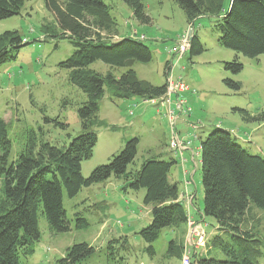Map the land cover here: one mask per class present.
I'll return each instance as SVG.
<instances>
[{"label":"rangeland","instance_id":"rangeland-1","mask_svg":"<svg viewBox=\"0 0 264 264\" xmlns=\"http://www.w3.org/2000/svg\"><path fill=\"white\" fill-rule=\"evenodd\" d=\"M104 1L117 24L115 38L145 39L143 42L152 51L148 63L133 66L137 77L154 85L165 82L166 92L160 99L116 100L109 97L105 88L98 118L109 126L92 127L96 143L92 156L81 163V173L88 176L95 167L106 164L127 139L137 137V153L128 168L139 169L145 159L159 153L165 159L173 158L169 180L173 178L178 185L188 219L175 230L163 228L151 243L155 254L150 256L145 251L148 244L138 234L151 219V206L142 202L145 191L127 189L124 179L111 176L105 182L82 188L75 197L64 198L66 215L71 219L68 231L54 232L45 217L39 215L40 238L34 243L33 252L21 259L22 264H54L69 247L81 242L92 246L94 252L77 264H182L181 259L167 254L171 240L181 243L184 251L190 249V256L199 255L205 251L211 235L219 232L212 218H204L197 212L203 199L196 164L200 163V139L215 127L226 128L251 152L264 155L262 124L244 121L232 110L242 108L251 116L264 113V55L247 58L223 48L217 41L216 17H199L193 26L187 23L174 0H142L144 12L150 18L147 24L136 20L122 0ZM52 21L43 0H24L19 15L0 20V33L16 30L27 42L15 57L0 65V117L8 123L10 160L16 158L23 146L27 129L59 146L66 145L70 137L80 132L77 110L86 95L68 82L67 72L57 65L74 48L67 39L46 38L41 26ZM194 31L204 47L200 55L189 60L188 51L181 57L173 50L171 55L167 53L176 43L180 44L183 36L192 37ZM235 55L243 67L231 74L224 70L223 64ZM90 67L102 74L111 71L115 76L122 71L101 61ZM226 78L240 82L241 88L238 91L228 88L224 84ZM176 81L187 89L175 88ZM61 123L66 126L61 127ZM242 134L251 137L252 143L242 141L239 137ZM174 135L182 141L190 140L182 150V157L187 159L183 165L179 152L169 147V138ZM76 215L86 219V228H76ZM242 228L263 239V211L251 205ZM199 233H204L205 245H201ZM123 236L127 237L125 241ZM216 255L224 258L220 253ZM258 263L264 264L263 256Z\"/></svg>","mask_w":264,"mask_h":264},{"label":"trees","instance_id":"trees-1","mask_svg":"<svg viewBox=\"0 0 264 264\" xmlns=\"http://www.w3.org/2000/svg\"><path fill=\"white\" fill-rule=\"evenodd\" d=\"M52 15V23L41 26L46 38L67 39L73 52L58 62L67 72V80L86 95L77 110L80 132L66 145H56L37 137L33 129L25 131V141L14 160H10L11 141L8 123L0 117V264H22L21 259L33 252L40 238L39 215H43L54 232L70 229L71 219L63 205L64 198L75 197L82 188L107 180L111 176L126 181L130 190L144 189L143 204L150 205V222L140 229L145 251L155 254L152 242L163 228L177 229L187 221V212L176 182L169 180L173 158L161 154L145 159L139 169L128 168L137 153L138 138L131 137L106 164L95 167L88 176L81 173V163L92 156L96 132L92 127H107L98 118L99 104L105 88L111 99H160L166 83L154 85L139 79L135 63L146 64L152 51L143 40L118 36L117 24L104 0H43ZM140 23H150L142 0H122ZM183 10L186 21L195 24L202 16L216 17L218 43L223 48L247 58L264 55V0H174ZM24 0H0V20L19 15ZM16 30L0 33V65L27 42ZM56 47V45L54 46ZM204 50L196 31L189 42V60ZM101 61L121 69L115 76L104 74L90 65ZM237 55L224 62V70L236 74L242 69ZM164 68H166L164 66ZM224 84L238 91L241 84L226 78ZM244 121L259 122L264 128V113L251 116L245 109L234 107ZM61 123V127H65ZM112 130L115 129L111 128ZM244 141L243 136H239ZM232 131L215 127L200 141V175L203 194L199 210L210 217L218 233L211 235L203 253L192 254L193 264H259L264 257V238L242 228L245 214L254 206L264 213V155L251 152ZM246 140V139H245ZM187 159L185 160V162ZM131 169V170H130ZM75 226H88L76 215ZM124 241L126 240V236ZM94 248L86 242L73 244L54 264H77L91 256ZM181 243L171 240L167 254L181 259ZM217 253L223 259L217 258Z\"/></svg>","mask_w":264,"mask_h":264},{"label":"built area","instance_id":"built-area-1","mask_svg":"<svg viewBox=\"0 0 264 264\" xmlns=\"http://www.w3.org/2000/svg\"><path fill=\"white\" fill-rule=\"evenodd\" d=\"M183 36V35H181ZM191 37L188 36H183L181 38L180 44L179 42L175 44V47H173V49H169L167 50V53L171 55V50H173L175 54L178 55V57L183 56V54L185 55V53H187L188 49H189V42H190ZM185 51V52H184ZM175 81V80H174ZM168 89H169V83L167 84ZM175 88H177L178 90H185L187 89L183 84H181L180 82L175 83ZM190 143V140L187 141H182L180 139V137L174 135L172 137L169 138V147L172 148L173 150H176L179 152L180 157H181V165L184 164L185 162V158L182 157V150ZM198 238H200L201 240V245H205L206 242V237L204 235V233H199L198 234ZM199 240V241H200ZM182 264H193L192 263V258L190 256V249H188L187 251L185 250L182 257Z\"/></svg>","mask_w":264,"mask_h":264},{"label":"crops","instance_id":"crops-1","mask_svg":"<svg viewBox=\"0 0 264 264\" xmlns=\"http://www.w3.org/2000/svg\"><path fill=\"white\" fill-rule=\"evenodd\" d=\"M170 58H171V57H170ZM224 129H226V128H224ZM242 136H243V139H244V140H245V139H246V140H251V139H252L251 137H245L243 134H242ZM200 141H201V139H200ZM250 142L252 143V140H251ZM195 143H196V142H195ZM195 143H194V144H195ZM195 146L197 147V145H195ZM198 147L200 148V142H199ZM199 152H200V150H199ZM199 152H198V153H199ZM159 154H160V153H159ZM190 154H191V153H190ZM199 160H200V153H199ZM193 162H196V161L193 160ZM196 164L199 165V162H196ZM196 164L194 165V167L196 166ZM108 179H109V178H108ZM108 179H107V180H108ZM107 180H105V181H107ZM119 180H120V179H119ZM105 181H103V182H105ZM170 181H171V182H175V180H173V178L170 179ZM94 205H97V204H94ZM94 205H93V206H94ZM150 209H151V208H150ZM199 210H200V209L197 208V212H198V213H199ZM179 260H180V259H179Z\"/></svg>","mask_w":264,"mask_h":264}]
</instances>
